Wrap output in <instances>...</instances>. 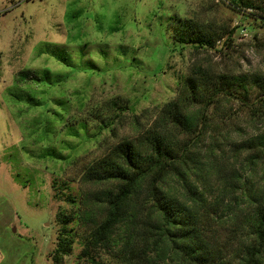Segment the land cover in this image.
<instances>
[{"label": "rangeland", "instance_id": "374dc122", "mask_svg": "<svg viewBox=\"0 0 264 264\" xmlns=\"http://www.w3.org/2000/svg\"><path fill=\"white\" fill-rule=\"evenodd\" d=\"M255 11L224 0H0V264H55L65 231L75 237L62 264H91L80 257L92 225L64 226L58 217L75 209L69 195L81 199L96 188L83 181L86 168L148 128L197 66L264 74V23ZM181 19L227 35L215 49L194 48L174 36L187 24ZM116 99L132 109L99 134L94 113L105 114ZM251 109L223 100L199 142L206 156L215 145L226 152L220 165L228 178L239 166L248 177L234 142L264 131V117ZM240 192L227 193L237 216L229 211L216 238L233 264L253 237V206Z\"/></svg>", "mask_w": 264, "mask_h": 264}, {"label": "trees", "instance_id": "16d2710c", "mask_svg": "<svg viewBox=\"0 0 264 264\" xmlns=\"http://www.w3.org/2000/svg\"><path fill=\"white\" fill-rule=\"evenodd\" d=\"M224 1L238 11L256 10L264 23V4L256 3L260 0ZM181 20L187 24L174 36L197 49H215L227 35L197 26L192 19ZM228 39L229 35L224 45ZM253 90L258 91L253 94ZM223 100L238 101L252 108L253 116L263 118L264 74L215 73L197 66L178 81L176 96L160 107L148 128L122 140L108 156L86 168L82 179L96 188L81 199L69 195L75 209L70 216L58 214L64 226L75 219L92 225L82 239L80 258L91 264H233L217 249L216 238L221 237L220 224L234 210L231 199L224 202L227 193L241 191L247 205L253 206L248 220L253 237L239 264H264V131L234 142L237 160L244 156L242 165L249 166L248 177L242 176L240 166L229 169V178L222 174L226 152L215 142L207 156L199 146L210 134L211 108L215 110ZM129 103L122 105L116 99L105 114L94 113L99 134L113 130L121 112L132 109ZM256 176L262 181L254 182ZM231 212L237 216V211ZM73 237L67 231L60 235L55 264H62L63 255L70 253ZM102 249L111 256L104 259Z\"/></svg>", "mask_w": 264, "mask_h": 264}]
</instances>
